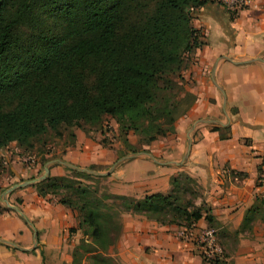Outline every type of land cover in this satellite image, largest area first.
Returning a JSON list of instances; mask_svg holds the SVG:
<instances>
[{"label": "trees", "instance_id": "1", "mask_svg": "<svg viewBox=\"0 0 264 264\" xmlns=\"http://www.w3.org/2000/svg\"><path fill=\"white\" fill-rule=\"evenodd\" d=\"M208 3L216 2L0 0V150L15 142L22 152L43 156L49 139L66 132L73 145L74 128L100 126L105 118L114 120L127 146L129 133L145 145L173 133L196 100L183 72L204 43L192 19ZM212 130L220 139L231 135L229 125ZM67 169L73 174H49L31 186L76 213L77 226L69 231L80 229L79 246L91 264H116L109 249L121 234L123 212L186 228L202 217L213 224L212 214L194 203L196 182L184 172L171 178L168 192L136 199L98 196L82 179L101 176ZM257 172L264 181V155ZM261 209L264 196L245 210L240 229L249 228Z\"/></svg>", "mask_w": 264, "mask_h": 264}, {"label": "crops", "instance_id": "2", "mask_svg": "<svg viewBox=\"0 0 264 264\" xmlns=\"http://www.w3.org/2000/svg\"><path fill=\"white\" fill-rule=\"evenodd\" d=\"M192 24L204 41L184 74L195 102L175 121L170 145H147L153 158L124 159L129 161L119 163L111 178L114 193L140 199L168 192L171 178L184 172L201 190L194 203L234 237L221 242L226 251L221 261H210L196 242L197 232L210 226L203 217L186 228L127 212L109 249L116 264H264V221L254 219L240 229L245 210L264 195L255 183L264 155V0H253L233 18L224 7L208 3L195 11ZM225 112L231 135L220 139L212 127L225 123ZM188 136L191 146L184 159ZM63 158L81 166L109 163L105 148L78 133ZM136 161L141 169L134 174L130 166ZM9 169L0 176V264H79L71 254L82 238L80 229L69 231L77 226L74 212L50 196H39L31 183L5 192L27 181L22 180L25 169L12 164Z\"/></svg>", "mask_w": 264, "mask_h": 264}, {"label": "rangeland", "instance_id": "3", "mask_svg": "<svg viewBox=\"0 0 264 264\" xmlns=\"http://www.w3.org/2000/svg\"><path fill=\"white\" fill-rule=\"evenodd\" d=\"M234 16H235V13L233 14V17ZM192 56L193 55H191L190 59L194 58V56L193 57ZM184 74H185V71L183 72V75ZM184 78H185V76H184ZM185 80L187 81L186 88L188 89L191 82L186 78H185ZM225 119L226 118L222 119V121H224L226 123ZM216 125H220V124H216ZM225 125H227V123ZM191 130H193V129H191ZM72 133L74 134L75 140H76V133H78L81 136V138H83L85 140L87 139V140H91L94 142L100 141V143H102L101 146L103 148H105L106 152L108 153L109 163H107L105 165L89 164L86 166H81L78 164H74L68 160H65L62 155L65 154L68 147L72 146V145H69L70 140L65 137V134H66V132H65L64 138H57L56 137V138L48 140L46 146L44 147L45 151H47V152L45 154H43V156L36 154L37 153L36 151L22 152L16 145L15 146L13 145L14 143H11L10 144L11 146H9L8 148H6V147L2 148L0 150V176L7 173V172H10L9 165L12 164L13 167L17 166V167H20L21 169L26 170V173L22 177L23 178L22 180H28V179L30 180V179L38 178L44 172V170H43L44 164L47 161H50L53 159H62L66 162H69V163L76 165L78 167H81V168H89L90 165H93L94 168L91 169L93 171L103 172V173H106L107 171H109V173L101 176V178L98 180L90 181V180L82 179V181L84 183L90 184V186L92 188L96 189L98 192V196H100L101 194L114 193L115 192L114 191L115 181H114V179L111 178V175L115 171V169L119 163L125 164V162L129 161L128 160V161H125L124 163H122V161L124 159H121V158H123L124 156H129V155H130L129 158H132L134 156H131V155H133L134 153H138V152L139 153L143 152V154H139V155H143L144 157H146L148 154H152L151 147L146 148L147 145L141 144L139 142L138 136H136L135 134H132V133L128 134L127 140H128L129 145L128 146L125 145L122 138L120 139L118 137L117 126H116L114 120L110 119V118H105L100 126H96V127L85 126L83 129L82 128H74L72 130ZM172 140H173V133H168L166 136L159 137L158 139L154 140L150 144H151V146H152V144H158L159 145L160 142H163V143H165V145H170L172 143ZM150 144H148V145H150ZM161 146H162V143H161ZM133 148H135L137 151L131 150ZM42 158H45L46 161L43 162ZM119 159H121V160L119 162H117L116 166L112 167L114 162H116ZM12 160H14V161H12ZM138 162H140V161H136L135 163H133L130 166V168H131L130 170L134 174H137L138 171L141 169L140 163H138ZM129 164H131V163H129ZM151 164H153L152 166H155V163L151 162ZM67 168H68L67 166H65L61 163H53L50 165L49 174L50 175H72L73 173L70 170H68ZM262 180H263L262 177H259L255 183L258 186H260V189L258 192L264 193V185H263L264 181H262ZM31 184H33V183H31ZM191 187L195 188V190L197 192L201 191L199 189V187H197L196 184H191ZM184 198H188V195L186 194L184 196ZM126 213L127 212H123L121 214L122 220H123V216ZM74 214L76 215L75 212H74ZM259 214L260 215L256 219L258 221H264V209H261ZM207 227H210V228L215 230L216 242L221 247L222 251H221V254L219 256H216V258H214V260L221 261V259L223 258V255L226 252L224 250V248H222L221 242H227L226 240H229V238L231 239V237H234V235L229 234L230 231H227L226 229L221 228L220 226H218L215 223H213ZM73 232H75V231H73ZM227 232H229V233H227ZM79 240L75 244V246L72 247L71 254L73 252H76L75 258L80 260L78 262L79 264H86L87 262H88V264H91L88 260L84 259L85 253H83V248H81L79 246V244H80ZM221 255H222V258H219ZM72 257L74 258L73 255H72Z\"/></svg>", "mask_w": 264, "mask_h": 264}, {"label": "built area", "instance_id": "4", "mask_svg": "<svg viewBox=\"0 0 264 264\" xmlns=\"http://www.w3.org/2000/svg\"><path fill=\"white\" fill-rule=\"evenodd\" d=\"M216 4L226 8L230 12L237 13L240 10L249 8L253 0H214ZM185 236L184 232L181 233ZM196 242L199 246L202 256L206 260H214L221 254V247L216 242L215 230L210 227L201 228L196 234Z\"/></svg>", "mask_w": 264, "mask_h": 264}, {"label": "water", "instance_id": "5", "mask_svg": "<svg viewBox=\"0 0 264 264\" xmlns=\"http://www.w3.org/2000/svg\"><path fill=\"white\" fill-rule=\"evenodd\" d=\"M216 86L219 88V90L222 91V89L220 88V86H219L218 84H216ZM224 104H225V99H224ZM225 116H226V120H229V116H228V114H226V112H225ZM212 122H215V121H212ZM218 123L221 124V125H225V123L220 122V121H219ZM194 125H195V124H193L191 128H193ZM190 146H191V139H190V137L188 136L187 147H186V152H185V155H184V159L188 156V153H189V150H190ZM139 154H143V152H141V153H139V152H138V153H134V154L131 155V156H134V157H135V156H137V155H139ZM148 155H149L151 158H153L152 155H150V154H148ZM129 157H130V155H129V156H124V157L121 158V159H126V158H129ZM121 159H119V160H117L116 162H114V164L112 165V167H115L116 164H117V162H119ZM53 163H61V164L65 165V166H67V167H69V168L74 169V170H77V171H85V172H87V173H90V174H93V175H96V176H103V175L109 173V171H107L106 173H103V172L93 171V170H91V169H89V168H81V167H78V166H76V165H73V164H71V163H69V162H66V161H64V160H62V159H53V160L47 161V162L44 164V166H43V170H44V172H43V174H42L41 176H39L38 178H34V179L27 180V181L22 182V183H19V184H14V185H12L11 187H9L5 192H10L12 189H14L15 187H17V186H19V185H22V184H28V183H35V182H37V181H40V180L44 179L45 177L48 176L50 165L53 164ZM112 167H111V168H112ZM14 209H15V210H16L21 216H23L22 212H21L18 208L14 207Z\"/></svg>", "mask_w": 264, "mask_h": 264}]
</instances>
